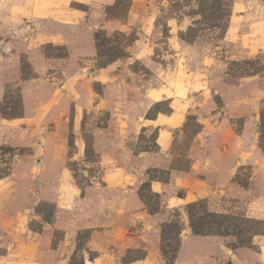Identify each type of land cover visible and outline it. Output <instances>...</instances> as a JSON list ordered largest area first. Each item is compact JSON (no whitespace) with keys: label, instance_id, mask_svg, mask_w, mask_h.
<instances>
[{"label":"rangeland","instance_id":"rangeland-1","mask_svg":"<svg viewBox=\"0 0 264 264\" xmlns=\"http://www.w3.org/2000/svg\"><path fill=\"white\" fill-rule=\"evenodd\" d=\"M263 254L264 0H0V264Z\"/></svg>","mask_w":264,"mask_h":264},{"label":"crops","instance_id":"crops-1","mask_svg":"<svg viewBox=\"0 0 264 264\" xmlns=\"http://www.w3.org/2000/svg\"><path fill=\"white\" fill-rule=\"evenodd\" d=\"M145 26H147V25H145ZM141 50L142 49H140V52L138 51L137 53L141 54V52H143ZM183 50L184 49H181L180 47H175V49H172L171 52H170V53H172V55H178V57L180 58L178 60V64H180L181 58L185 55ZM208 65L209 66L212 65L211 61H207V59L204 60L202 67L208 66ZM170 66L174 67L172 65H170ZM168 68H169V65H168ZM173 71H176V73H173ZM186 71H188V72H186L187 76L197 75V73H199V70H195L193 72L190 69V70H186ZM200 71H202V70H200ZM181 72H182V70H180V67H177V68L175 67V69H172V70L167 69L166 70V74H165V75H169V77H170V81H169L168 86H169V90L172 93H174V95L171 94L168 97H165V99L163 100V101L167 100V101L170 102L171 114L169 116H164V115L159 116L158 115L154 119L146 121V122H148L147 124H149V125H154L156 127H160V132H159V135H158V138H157V142L159 143L160 146H162L164 148L168 147L172 143L173 135H172V131H170V129L171 128H178L181 124H183V122L185 121V118H186V114L190 110V102H191L190 97L191 96H188L187 98H184L183 96H179L178 95V93L181 92V91H179V89L181 88V86L183 87V84L185 83L184 80L186 79L184 77V75L181 74ZM199 76H200V78L198 79L199 83L196 82V84L199 85V88H201L200 92L203 95H207V92H208V91H206V89H207V81H205L203 79L204 75H199ZM199 76H197V77H199ZM165 80H167V79H165ZM186 80L190 81L188 79H186ZM173 86L174 87H179V88L175 91V90L172 89ZM164 96L165 95L162 94V97H164ZM143 126H146V125L143 124ZM129 136H131L130 133H129ZM125 137H126V135L123 136V138H125ZM263 258H264V254H263ZM104 260L105 259L101 255V256H97L96 258H94V260L88 261L87 264H103ZM145 263H146L145 261L135 262V264H145Z\"/></svg>","mask_w":264,"mask_h":264}]
</instances>
